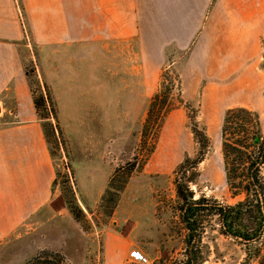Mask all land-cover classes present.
<instances>
[{"label": "rangeland", "instance_id": "1", "mask_svg": "<svg viewBox=\"0 0 264 264\" xmlns=\"http://www.w3.org/2000/svg\"><path fill=\"white\" fill-rule=\"evenodd\" d=\"M15 3L25 30V38L18 49L25 72L29 75V85L37 97L42 95L46 99L42 113L48 119L42 120V124L51 122L56 131L57 140L50 145L58 173L55 189L60 193L52 203L55 212L68 210L71 191L73 201L79 206L76 192L83 185L72 143L60 120L61 105L69 103L71 110L91 113L94 119L108 125L104 160L111 175L107 189L120 169L117 188L124 183L126 189L135 178L136 185L141 182L144 191L146 188V192L153 193L158 209L157 219L152 224L159 220L163 225L153 236V241H144L147 243L143 244L150 247L147 255L158 259L161 264H184L189 246L181 218V202L176 193L175 171L185 159L194 160L198 155L192 123L195 119L199 127L205 129L211 142L205 160L195 170L186 172V178L196 177L195 184L191 185L195 199L205 197L221 205L237 204L246 195L238 189V195L234 196L226 181L221 137L223 116L232 108H249L258 112L264 131V78L260 86V82L258 84L248 76L240 82V86L245 88L242 92L237 90L239 92L235 95L231 92L223 94L231 77H236V74H231V69L229 71L233 67L232 62L198 61L204 73L199 89L194 90L193 85L188 83L181 86L180 78L187 61L182 59L178 49L170 57L175 61H164L153 67L151 48L166 45L164 35L158 34L164 27L161 15L165 4L161 0L134 2V9L139 15V31H144V34L140 33L141 42L135 39L66 44L37 43L31 35L24 0H15ZM263 3L257 0L255 5L264 7ZM217 4L221 11H227L229 3L226 0H214L212 5ZM232 7L241 22L239 7L236 4ZM249 25L252 24L243 20L239 27L250 28ZM252 35L253 58H257L256 41L264 36V12L261 21L254 22ZM258 47L260 59L252 61L251 69L256 68L259 74L264 75V37L258 40ZM146 69L151 75L155 72L158 77L156 91L149 97L144 96ZM208 72L213 76L211 81ZM210 88H214L213 94L208 91ZM48 94L52 103L48 101ZM78 124L81 127L82 124ZM146 167L156 174L142 176ZM132 168L133 171H130ZM238 173L240 176L245 174L242 169ZM182 176L185 174H180ZM240 181L237 180V183ZM100 185L101 181L97 180L95 187ZM125 189L120 194L113 192L116 193L114 196L105 192L91 217L80 208L84 213L81 221H77L69 210L76 221L71 224L60 218L45 223L37 217L31 218L0 243V264H28L39 255L42 257L40 264H105L104 233L110 227ZM151 228L156 232L153 225ZM147 235L145 237L151 238ZM261 244L259 254L253 251L252 256L247 255L242 244L223 234V225L217 216L206 217L203 236L197 244V264H264V237ZM153 245H157L158 250ZM45 252L57 255L46 257ZM125 264L133 263L126 259Z\"/></svg>", "mask_w": 264, "mask_h": 264}, {"label": "crops", "instance_id": "2", "mask_svg": "<svg viewBox=\"0 0 264 264\" xmlns=\"http://www.w3.org/2000/svg\"><path fill=\"white\" fill-rule=\"evenodd\" d=\"M161 1L165 4L161 15L164 27L158 34L164 35L166 45L151 48L153 67L164 61H175L170 57L178 49L182 59L187 61L180 78L181 86L188 83L194 90L199 89L204 73L198 61L232 62L229 71L231 69L236 77H231L223 94L242 92L245 88L240 82L248 76L262 86L264 75L251 68L252 61L260 59L258 40L264 36L256 41L257 58H253L251 42L254 22L262 19L263 5L257 7V0H236V3L226 0L229 5L224 12L218 4L212 5L214 0ZM24 2L31 35L39 44L135 39L141 42L140 33L144 34L138 28L135 0ZM231 3L239 7L241 22L252 24L250 28L240 29L239 15ZM22 23L15 0H0V243L33 217L44 223L56 218L70 224L76 222L67 209L55 212L52 205L60 195L53 186L56 166L18 49L25 38ZM208 74L210 81L213 80ZM157 80L155 72L151 75L150 70H145L144 96L154 94ZM208 91L215 92L214 88ZM60 120L72 143L79 176L83 178V185L76 192L78 203L91 217L106 192L111 175L104 160L108 125L94 119L91 113L71 110L69 103L61 105ZM223 164L225 169L224 158ZM154 172L146 167L142 176H154ZM97 180L101 181L99 188L95 187ZM134 180L132 178L123 192L110 227L104 233L105 264H125L134 250L147 255L150 247H146L144 241H153L163 225L159 220L152 224L157 219L158 209L153 193L146 192V188L144 191L141 182L136 185ZM129 226L132 227L127 229ZM146 234L151 238L145 237ZM153 247L158 250L157 245Z\"/></svg>", "mask_w": 264, "mask_h": 264}, {"label": "trees", "instance_id": "3", "mask_svg": "<svg viewBox=\"0 0 264 264\" xmlns=\"http://www.w3.org/2000/svg\"><path fill=\"white\" fill-rule=\"evenodd\" d=\"M26 75L29 77L27 73ZM32 95L39 119L41 121L48 119L42 113L46 106L45 97L42 95L37 97L33 91ZM48 101L53 102L49 94ZM52 107L54 106L52 105ZM194 122L192 123V132L198 145V155L194 160L185 159L175 171L176 193L181 202V218L185 229L188 231V257L184 264H197V244L203 236L204 218L210 216H217L221 220L223 234L242 244L247 255L252 256L251 252L253 253V251L259 254L264 237V131L261 128L260 117L255 111L243 107L229 109L223 116L221 137L226 181L234 196L238 195V189H241L246 195L242 201L235 205H221L217 202H211L205 197L195 199L191 185L195 184L196 177L186 178V172L195 170L205 160L210 152L211 142L205 129L200 128L195 119ZM43 129L48 144L53 145L57 140L53 124L51 122L43 124ZM50 150L53 156L52 149ZM133 168L130 171H133ZM241 169L245 174L240 176L238 172ZM120 171L118 169L110 181L106 191L107 195L114 196V194H120L125 189L124 183L119 184L118 188L116 187ZM180 174H185V176L180 177ZM57 177L58 173H56L54 189L57 184ZM237 180H241L240 183H237ZM71 192L70 200L67 202L68 210L77 221H81L84 218V213L73 201ZM112 202L115 201L112 200ZM116 205L117 203L112 206V211ZM43 254L46 257L57 255H52L49 252ZM249 257L248 259H250ZM41 260L42 257L40 258L39 255L29 261L28 264H40Z\"/></svg>", "mask_w": 264, "mask_h": 264}, {"label": "built area", "instance_id": "4", "mask_svg": "<svg viewBox=\"0 0 264 264\" xmlns=\"http://www.w3.org/2000/svg\"><path fill=\"white\" fill-rule=\"evenodd\" d=\"M130 262L133 264H161L158 259L150 258L148 255L139 250L132 251Z\"/></svg>", "mask_w": 264, "mask_h": 264}]
</instances>
